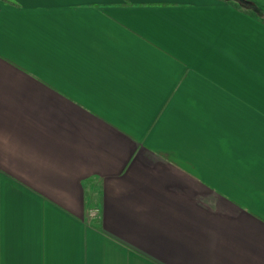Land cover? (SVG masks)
<instances>
[{
    "label": "crops",
    "instance_id": "1",
    "mask_svg": "<svg viewBox=\"0 0 264 264\" xmlns=\"http://www.w3.org/2000/svg\"><path fill=\"white\" fill-rule=\"evenodd\" d=\"M0 264H264V0H0Z\"/></svg>",
    "mask_w": 264,
    "mask_h": 264
},
{
    "label": "built area",
    "instance_id": "2",
    "mask_svg": "<svg viewBox=\"0 0 264 264\" xmlns=\"http://www.w3.org/2000/svg\"><path fill=\"white\" fill-rule=\"evenodd\" d=\"M98 213H99V210H97V209H91V210H90V214H91L92 216H96V215H98Z\"/></svg>",
    "mask_w": 264,
    "mask_h": 264
},
{
    "label": "trees",
    "instance_id": "3",
    "mask_svg": "<svg viewBox=\"0 0 264 264\" xmlns=\"http://www.w3.org/2000/svg\"><path fill=\"white\" fill-rule=\"evenodd\" d=\"M7 1H9V0H7Z\"/></svg>",
    "mask_w": 264,
    "mask_h": 264
}]
</instances>
